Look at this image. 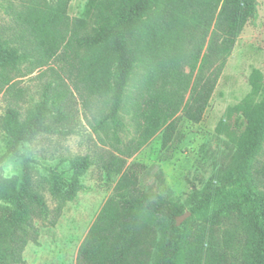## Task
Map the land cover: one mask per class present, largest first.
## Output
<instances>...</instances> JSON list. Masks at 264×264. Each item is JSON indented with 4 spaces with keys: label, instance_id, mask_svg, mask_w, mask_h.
Segmentation results:
<instances>
[{
    "label": "trees",
    "instance_id": "1",
    "mask_svg": "<svg viewBox=\"0 0 264 264\" xmlns=\"http://www.w3.org/2000/svg\"><path fill=\"white\" fill-rule=\"evenodd\" d=\"M20 1L0 0L12 15L8 35L0 36V91L42 67L56 78L25 118L13 106L5 114L10 141L0 165L15 158L22 171L17 180L0 176V264L24 262L25 248L40 236L37 222L57 223L92 164L86 156L64 190L52 186L57 205L50 209L40 187L51 182L37 183L36 160L24 150L40 134L73 133L64 121L72 118L74 93L92 131L111 147L102 168L120 174L77 264H264L262 70H252L249 95L229 110L246 119L240 134L228 132L236 144L230 174L205 186L189 210L144 188L141 164L127 165L159 132L163 147L171 143L178 113L202 120L257 0H96L89 17L71 16L72 0ZM186 211L201 220L195 230L185 228L188 221L177 225Z\"/></svg>",
    "mask_w": 264,
    "mask_h": 264
},
{
    "label": "rangeland",
    "instance_id": "2",
    "mask_svg": "<svg viewBox=\"0 0 264 264\" xmlns=\"http://www.w3.org/2000/svg\"><path fill=\"white\" fill-rule=\"evenodd\" d=\"M20 2L11 0L14 6ZM95 2L72 0L69 14L89 17ZM8 4L9 1L3 2V6ZM11 19L12 15L0 6V36L8 35L6 27ZM26 66L22 65L25 71ZM50 66L56 67L54 63ZM253 69L264 72V0H257L256 15L245 24L232 53L227 57L202 120L193 123L183 112L178 113L177 130L167 147H163L161 131L128 158V166L134 163L143 166L141 180L144 188L189 210L205 186L224 181L236 156V144L228 132L240 134L246 126L245 118L235 113L230 115L229 110L249 95V78ZM55 78L52 70L42 67L15 77L11 85L0 91V153L7 149L10 141L4 121L8 107L18 108L21 117L25 118L40 101L46 83ZM72 103V118L64 121V126L72 128L73 133H43L24 146V150L36 160L37 183L51 182L40 187L50 209L57 205V199L51 193L52 186L58 192L64 190L66 184L63 180L73 174L74 163L86 156L92 164L80 177L81 189L73 201L64 205L57 223L52 225L48 220L37 222L40 227L38 242L27 245L22 264H77L79 248L120 178V174L112 175L102 168L100 160L111 147L103 145L88 125L77 93H74ZM125 119H128L127 115ZM224 120L226 128L222 127ZM258 157L260 163H264V146ZM21 171V161L15 158L0 165V176L7 179H19ZM55 182L57 185H52ZM185 221H188L185 228L193 227L194 230L201 223L193 214L182 223ZM221 233V230H216L218 236Z\"/></svg>",
    "mask_w": 264,
    "mask_h": 264
},
{
    "label": "water",
    "instance_id": "3",
    "mask_svg": "<svg viewBox=\"0 0 264 264\" xmlns=\"http://www.w3.org/2000/svg\"><path fill=\"white\" fill-rule=\"evenodd\" d=\"M191 212L190 211H186L184 214L180 215L177 217V225L180 226L182 224V222L188 217L190 216Z\"/></svg>",
    "mask_w": 264,
    "mask_h": 264
}]
</instances>
